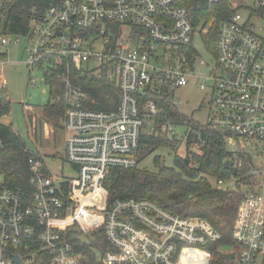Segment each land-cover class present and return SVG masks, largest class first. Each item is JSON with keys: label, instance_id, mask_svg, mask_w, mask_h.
Masks as SVG:
<instances>
[{"label": "built area", "instance_id": "built-area-1", "mask_svg": "<svg viewBox=\"0 0 264 264\" xmlns=\"http://www.w3.org/2000/svg\"><path fill=\"white\" fill-rule=\"evenodd\" d=\"M229 2L235 11L201 30L184 0H52L42 14L31 15L25 33L0 34L5 48L23 39V65L29 73L41 71L50 104L63 105V160L78 174H52L31 156L29 197L0 176V264H87L86 251H78L70 236L74 231L101 237L95 249L100 264H212L215 254L235 255L224 264H264V0L237 7ZM3 6L0 0V28ZM212 26L217 36L209 51L202 36ZM195 36L210 60L193 46ZM14 66L0 53V91L7 89L5 71ZM88 74H107L115 83L114 110L89 107L76 81ZM27 83L35 87L37 81L29 77ZM190 84L209 93L205 126L229 134L225 143L231 139L235 153L250 159V180L227 243L207 220L149 199L108 205L102 187L111 168L137 165L133 152L145 120L161 114L153 99L142 98L164 91L174 103L176 90ZM233 183L231 176L216 187Z\"/></svg>", "mask_w": 264, "mask_h": 264}, {"label": "trees", "instance_id": "trees-1", "mask_svg": "<svg viewBox=\"0 0 264 264\" xmlns=\"http://www.w3.org/2000/svg\"><path fill=\"white\" fill-rule=\"evenodd\" d=\"M50 1L4 0L0 34L25 33L31 15L42 14ZM184 4L195 28L201 30L212 19L229 17L235 11L229 0H219L212 4L205 0H184ZM216 36L215 26L202 36L209 51L213 49ZM73 72L76 73L75 69ZM76 81L83 86L90 108L102 111L116 108L119 89L107 74H88L78 77ZM147 98L156 102L161 114L145 120L138 148L133 152L137 165L131 168L113 167L105 177L102 187L107 194L108 205L117 199H149L170 212L207 220L220 231V242H229V229L235 218L237 204L243 195V187L250 180L247 167L250 159L227 149L224 138L229 134L223 135L218 130L199 125L180 114L166 92L156 96L149 94L142 101ZM10 104L6 92L0 91V117L9 112ZM43 111L55 127L64 107L62 104L48 103ZM150 123L153 124L151 133ZM168 125L183 130L180 136L182 140L169 135ZM182 142L185 143L183 155L179 153ZM191 148H195V151H190ZM157 149L171 151L173 166H166L156 156L154 172L139 168L141 162ZM34 155L11 126L0 124V176L5 186L23 192L26 197L32 192L28 159ZM239 160L241 166L238 165ZM231 176L234 179L231 187L225 190L216 187L218 180L227 181ZM70 236L74 238L73 243L78 251H86L89 259L87 264H100L95 249L101 237L96 233L81 237L75 231ZM234 257L231 255L225 258L215 254L212 264H224L226 259Z\"/></svg>", "mask_w": 264, "mask_h": 264}, {"label": "rangeland", "instance_id": "rangeland-1", "mask_svg": "<svg viewBox=\"0 0 264 264\" xmlns=\"http://www.w3.org/2000/svg\"><path fill=\"white\" fill-rule=\"evenodd\" d=\"M233 4L235 7H237V4L251 5L252 0H234ZM238 10L242 15L246 14L243 7ZM25 46L26 44L23 39H20V43L17 46L11 44L5 48L0 45V53H7L8 60L15 65L5 71L7 89L4 91L11 104L9 112L0 119V124L11 126L13 131L26 143L28 149L43 160L52 174H62L63 177L71 179L77 178V170L63 160L64 134L60 127L59 119L57 120V126L54 127L43 111V107L51 102V96L48 87L41 82L43 77L42 72L35 70L29 73L23 65V62L26 60V57L23 55V48ZM193 46L202 58L206 60L211 59L203 50L200 36L194 37ZM29 77L36 79L37 84L35 87L28 85L27 80ZM173 100L180 114L188 117L193 122L205 126L209 111L208 103L210 101L208 92L201 91L197 86L190 84L178 88ZM179 100H182V102L179 103ZM28 107L32 109H27ZM152 123L149 126L150 133L151 127H153ZM168 128L170 136L175 135L179 140L181 139L180 136L183 130L180 127L168 125ZM180 145L179 153L183 155L185 143L182 142ZM226 147L231 152H236L238 148L231 139L226 140ZM190 151H195V148H191ZM156 156H159L166 166H173L174 158L171 151L157 149L141 162L139 168L154 172L156 169L154 158Z\"/></svg>", "mask_w": 264, "mask_h": 264}, {"label": "crops", "instance_id": "crops-1", "mask_svg": "<svg viewBox=\"0 0 264 264\" xmlns=\"http://www.w3.org/2000/svg\"><path fill=\"white\" fill-rule=\"evenodd\" d=\"M53 129V128H52ZM54 130V129H53Z\"/></svg>", "mask_w": 264, "mask_h": 264}, {"label": "water", "instance_id": "water-1", "mask_svg": "<svg viewBox=\"0 0 264 264\" xmlns=\"http://www.w3.org/2000/svg\"><path fill=\"white\" fill-rule=\"evenodd\" d=\"M186 164H187V162H186Z\"/></svg>", "mask_w": 264, "mask_h": 264}]
</instances>
